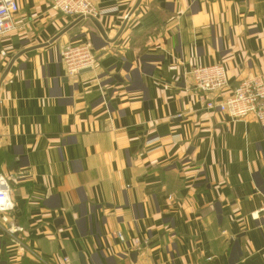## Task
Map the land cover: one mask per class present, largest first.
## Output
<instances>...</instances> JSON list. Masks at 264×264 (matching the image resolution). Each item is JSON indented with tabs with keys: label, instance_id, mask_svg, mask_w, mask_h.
Returning <instances> with one entry per match:
<instances>
[{
	"label": "crops",
	"instance_id": "1",
	"mask_svg": "<svg viewBox=\"0 0 264 264\" xmlns=\"http://www.w3.org/2000/svg\"><path fill=\"white\" fill-rule=\"evenodd\" d=\"M17 1L0 172L22 232L0 214V264H264V127L203 109L189 75L222 64L223 96L264 79V0H141L130 17L138 0H92L115 41L89 17L63 33L81 17L51 0ZM76 42L97 65L69 78L60 48Z\"/></svg>",
	"mask_w": 264,
	"mask_h": 264
},
{
	"label": "built area",
	"instance_id": "2",
	"mask_svg": "<svg viewBox=\"0 0 264 264\" xmlns=\"http://www.w3.org/2000/svg\"><path fill=\"white\" fill-rule=\"evenodd\" d=\"M51 8L56 12L72 18L102 17L109 11H100L92 0H51ZM17 0H0V37L14 29L13 20L19 13ZM1 55L5 56L2 51ZM60 58L66 75L76 78L85 70H94L97 57L93 46L89 42L67 43L60 48ZM193 80L192 88L197 92L200 105L205 110L216 111L232 121L254 118L264 127V79L254 76L240 81L232 93L223 96L222 93L229 87L228 75L225 67L220 63L195 66L190 72ZM0 214L2 224L7 225V232L18 236L22 229L10 222V214L15 210L11 179L0 172ZM264 215V206L255 217L259 219ZM124 242L120 233L115 234ZM146 243V242H145ZM135 245H140L139 239L134 240ZM19 252L24 253L25 248L19 244ZM68 262V259H64Z\"/></svg>",
	"mask_w": 264,
	"mask_h": 264
},
{
	"label": "water",
	"instance_id": "3",
	"mask_svg": "<svg viewBox=\"0 0 264 264\" xmlns=\"http://www.w3.org/2000/svg\"><path fill=\"white\" fill-rule=\"evenodd\" d=\"M140 2H141V0H138V2H137V4L135 5L134 9L130 12L129 17H130L135 11H136V9L138 8ZM83 19H84V17L79 18V19H78L76 22H74L69 28H67L63 33H66V31H68L69 29H71L73 26H75L77 23H79V22H80L81 20H83ZM89 19H91V20L94 22L95 26L97 27V29L99 30L100 34L103 36V38H104L105 40H107V41H115V40H108L107 35H106V32L104 31V29L102 28V26L97 22V20H96L95 18L89 17ZM126 24H127V20L125 21L124 25L122 26V28H121V30H120L118 36H120V34L123 32V30H124ZM63 33H62V34H63ZM62 34H61V35H62ZM89 71H91V70H85V71H83V72H81V73H85V72H89ZM135 256H136V254L133 255L134 258H135ZM2 264H5V262L2 263Z\"/></svg>",
	"mask_w": 264,
	"mask_h": 264
},
{
	"label": "clouds",
	"instance_id": "4",
	"mask_svg": "<svg viewBox=\"0 0 264 264\" xmlns=\"http://www.w3.org/2000/svg\"><path fill=\"white\" fill-rule=\"evenodd\" d=\"M3 201L2 200H0V203H2Z\"/></svg>",
	"mask_w": 264,
	"mask_h": 264
}]
</instances>
